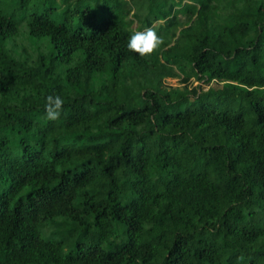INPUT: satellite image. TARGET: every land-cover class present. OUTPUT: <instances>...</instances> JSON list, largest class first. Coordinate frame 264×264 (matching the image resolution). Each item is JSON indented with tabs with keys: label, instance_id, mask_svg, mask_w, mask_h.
I'll list each match as a JSON object with an SVG mask.
<instances>
[{
	"label": "trees",
	"instance_id": "obj_1",
	"mask_svg": "<svg viewBox=\"0 0 264 264\" xmlns=\"http://www.w3.org/2000/svg\"><path fill=\"white\" fill-rule=\"evenodd\" d=\"M0 264H264V0H0Z\"/></svg>",
	"mask_w": 264,
	"mask_h": 264
},
{
	"label": "clouds",
	"instance_id": "obj_2",
	"mask_svg": "<svg viewBox=\"0 0 264 264\" xmlns=\"http://www.w3.org/2000/svg\"><path fill=\"white\" fill-rule=\"evenodd\" d=\"M162 44V37L158 36L153 28H146L143 31H136L130 36L127 48L143 57L153 54ZM63 105L64 100L59 95L47 96L45 103L46 118L53 121L59 119Z\"/></svg>",
	"mask_w": 264,
	"mask_h": 264
},
{
	"label": "rangeland",
	"instance_id": "obj_3",
	"mask_svg": "<svg viewBox=\"0 0 264 264\" xmlns=\"http://www.w3.org/2000/svg\"><path fill=\"white\" fill-rule=\"evenodd\" d=\"M238 19V24H240L239 28H237L235 34L228 38V42H234V43H240V42H249L250 39L247 38L251 36V32L246 29V25L251 27L252 24L255 22V16H250L246 19H243L242 15L237 16ZM166 83L170 84L171 86H178L179 85V77H172V78H166L165 79ZM195 85V84H194Z\"/></svg>",
	"mask_w": 264,
	"mask_h": 264
}]
</instances>
